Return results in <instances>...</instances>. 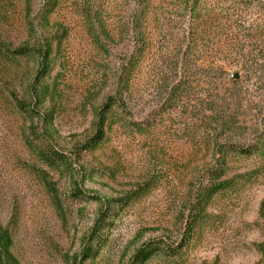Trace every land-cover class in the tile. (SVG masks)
<instances>
[{"label": "rangeland", "instance_id": "obj_1", "mask_svg": "<svg viewBox=\"0 0 264 264\" xmlns=\"http://www.w3.org/2000/svg\"><path fill=\"white\" fill-rule=\"evenodd\" d=\"M137 2L62 0L43 23L45 1L32 0L33 28L22 0L0 3V34L12 48L54 39L44 80L55 92L43 106L25 92L34 61L0 67V223L13 253L22 264H74L101 216L90 198L97 195L113 202L101 243L93 242L100 249L83 264H133L145 244L162 250L144 264H264V156L242 153L264 129V90L235 82L232 68L223 74L194 59L180 67L189 18L179 0H153L142 37L132 28ZM143 39L146 54L127 84ZM109 97L118 108L106 113L104 137L83 149ZM18 101L39 112H20ZM216 142L237 152L221 153ZM45 148L66 162L49 169L38 154ZM223 158L222 180L231 183L188 235L196 200Z\"/></svg>", "mask_w": 264, "mask_h": 264}, {"label": "trees", "instance_id": "obj_2", "mask_svg": "<svg viewBox=\"0 0 264 264\" xmlns=\"http://www.w3.org/2000/svg\"><path fill=\"white\" fill-rule=\"evenodd\" d=\"M22 1L26 12V24L28 27L33 28V24L29 20L32 0ZM44 1L41 19L43 23H48L62 0ZM137 1L138 5H135L140 17L135 18L132 28L133 31L137 28L138 35L142 37L144 34L142 20L151 12L153 0ZM8 2H11V0H0L2 4ZM179 3L180 9L189 18L187 32L189 40L185 44L183 52L179 54L180 67H189L190 60L194 59L196 62L206 61L213 64V67L219 69L223 74H227L226 68H232L247 83L259 85L264 90V0H179ZM96 21L98 29L104 30L106 25L104 21H101V17H98ZM53 41L54 39H47L44 44H23L17 48H12L0 34V67L13 68L23 59L34 61L36 64V72L32 82L25 89L27 98L36 109L43 106L55 92V87L44 80L45 77L50 75L54 61ZM58 43H60V39H58ZM147 48L144 39L134 48L127 67L128 76L124 79L127 84L132 80L136 69L140 67ZM238 80L236 79L235 82H238ZM125 90L123 88L122 91ZM172 93L176 94L177 92H171V96ZM111 99L112 97H109L98 110L95 135L87 140L83 149H92L103 139L106 113L113 108H118L115 102H111ZM16 107L28 116L31 112H39L33 107L29 108L28 104L22 101H18ZM33 117L32 115L31 119ZM45 117L48 119L47 122H51V115ZM216 146L220 147L219 152L221 153H224L226 149L233 150L226 143L218 144L216 142ZM233 152L236 153L237 151L233 150ZM242 153L248 156H264V129L261 135ZM38 154L51 170L66 162L62 154L57 153L54 149H39ZM225 165L223 158L220 167L211 171V184L204 188L196 200L197 217H191L188 222V235H190V230H193L194 224L202 219L200 216L203 212L201 211L205 209L212 197L230 185V180H222L226 172ZM50 188L52 187L50 186ZM90 198L99 203L101 216L95 220L80 253L72 259L74 264H83L86 260L97 255L96 252L100 248H95L93 242L100 245V232L104 227L105 215L110 210V205L113 202V200L103 199L97 195L90 196ZM12 248V236L9 230L0 223V264H22L13 253ZM161 250L162 248H157L156 245L145 244L135 251L132 263L144 264Z\"/></svg>", "mask_w": 264, "mask_h": 264}, {"label": "water", "instance_id": "obj_3", "mask_svg": "<svg viewBox=\"0 0 264 264\" xmlns=\"http://www.w3.org/2000/svg\"><path fill=\"white\" fill-rule=\"evenodd\" d=\"M238 77H239V75H238L237 73H233V74L231 75V78H232V79H238Z\"/></svg>", "mask_w": 264, "mask_h": 264}]
</instances>
